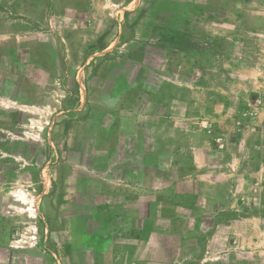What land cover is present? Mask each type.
I'll return each mask as SVG.
<instances>
[{"label":"rangeland","instance_id":"374dc122","mask_svg":"<svg viewBox=\"0 0 264 264\" xmlns=\"http://www.w3.org/2000/svg\"><path fill=\"white\" fill-rule=\"evenodd\" d=\"M261 55L264 0H0V226H9L11 264H107L104 256L93 257L87 234L67 247L66 234L55 231L65 217L51 221L44 209L65 206L66 178L85 172L74 163L96 141L83 137L95 130L91 121L114 105L101 107L100 96L113 95L118 67L131 81L153 84L170 70L192 87L210 75L237 79L236 68L264 64ZM239 98L242 113L264 105V93L251 94L250 102ZM66 161L73 164L59 171ZM161 187L155 181L154 190ZM260 214L261 231L251 224L247 232L233 219L201 241L191 232L193 218H186L184 248L176 231L155 236L153 248L137 247L121 262L264 264V209Z\"/></svg>","mask_w":264,"mask_h":264},{"label":"crops","instance_id":"0c3cea01","mask_svg":"<svg viewBox=\"0 0 264 264\" xmlns=\"http://www.w3.org/2000/svg\"><path fill=\"white\" fill-rule=\"evenodd\" d=\"M224 67L234 70L228 62ZM236 69L237 79L216 81L210 75L204 85L195 82L189 87L170 70L153 84L142 77L131 81L122 67L117 68L113 95L103 93L99 102L101 107L107 101L114 105L99 110L91 121L95 130L83 137L85 142L96 138L92 152L82 148L83 162L74 163L83 164L85 172L66 178L65 206L44 209L51 221L65 217V226L55 231L66 234L67 247H75V235L84 241L87 234L93 257L122 264L135 248H153L155 236L182 232L184 244L178 247L184 248L186 218H193L191 232L197 241L233 219L246 225L247 232L251 224L261 231L264 105L243 113L238 105L239 96L250 102L251 94L264 93V64ZM216 71L213 67L208 72ZM201 119L212 123L210 134L199 127ZM95 148L103 155H95ZM68 164L73 163L66 161L59 171ZM155 181L162 184L161 191L154 190ZM204 221L214 229L206 228ZM180 224L181 231L173 228ZM7 231L9 226H0V264H11Z\"/></svg>","mask_w":264,"mask_h":264},{"label":"built area","instance_id":"2783aa9c","mask_svg":"<svg viewBox=\"0 0 264 264\" xmlns=\"http://www.w3.org/2000/svg\"><path fill=\"white\" fill-rule=\"evenodd\" d=\"M256 103H259V100H257ZM199 127L210 134L212 130V123L209 120L201 119L199 120Z\"/></svg>","mask_w":264,"mask_h":264}]
</instances>
